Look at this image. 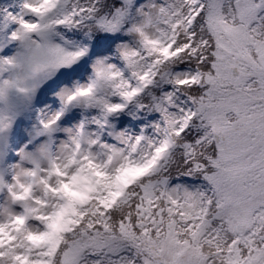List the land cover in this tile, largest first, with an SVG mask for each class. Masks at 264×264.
I'll return each mask as SVG.
<instances>
[{"label": "snow or ice", "instance_id": "6c2138e0", "mask_svg": "<svg viewBox=\"0 0 264 264\" xmlns=\"http://www.w3.org/2000/svg\"><path fill=\"white\" fill-rule=\"evenodd\" d=\"M0 264H264V0H0Z\"/></svg>", "mask_w": 264, "mask_h": 264}]
</instances>
